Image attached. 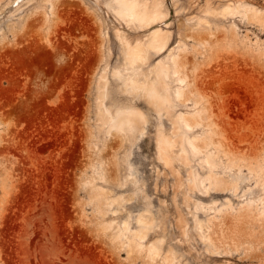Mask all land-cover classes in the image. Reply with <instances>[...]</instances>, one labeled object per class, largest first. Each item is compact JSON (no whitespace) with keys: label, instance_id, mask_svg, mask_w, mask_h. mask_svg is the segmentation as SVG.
<instances>
[{"label":"rangeland","instance_id":"1","mask_svg":"<svg viewBox=\"0 0 264 264\" xmlns=\"http://www.w3.org/2000/svg\"><path fill=\"white\" fill-rule=\"evenodd\" d=\"M110 3L0 0V264H264V0Z\"/></svg>","mask_w":264,"mask_h":264},{"label":"bare ground","instance_id":"2","mask_svg":"<svg viewBox=\"0 0 264 264\" xmlns=\"http://www.w3.org/2000/svg\"><path fill=\"white\" fill-rule=\"evenodd\" d=\"M110 4L113 9H115L117 12L124 14V15H131L134 17V0H110ZM115 3V4H114ZM146 9L148 6L145 7ZM230 11V6L227 4L223 10L224 13ZM156 8L153 9L150 13V17L155 18L156 16ZM144 18V17H143ZM154 35H157V31L154 32ZM132 53H134V50H131ZM161 85L166 86V81L163 79L160 81ZM147 91L151 98L153 99L155 106H156V111L160 112L161 110V104L165 100L168 99L167 95L161 94L155 84L151 82L149 85L146 86ZM182 87L178 86L175 88L174 92L176 93L177 96L181 94ZM180 117L183 119V123L186 128H192V123L190 122L189 118L184 114H180ZM146 122V118L144 114L137 109L134 110H123L121 107H116L114 110V113L111 115V125H115L118 128H120L122 125H139L143 124ZM206 125H202V128L204 129ZM202 136L198 135H193V136H188V141L193 147H198L200 151H204V143L200 144L199 139H201ZM196 140L198 142L196 143ZM159 145H160V152L163 154V156H166L167 154V148L170 145V137L166 135H162L159 139ZM206 161L209 162V157L208 155L205 158ZM208 177H211L210 183L214 184L216 187L218 186L221 189H236V181H228L227 179L223 178L221 175H215L213 172H209ZM226 201L228 204L231 203V200L229 197H226ZM252 199H248L244 205L249 206L250 203H252ZM138 222L146 223L147 220L140 214L137 218ZM144 235V230L142 227L135 228L134 229V249H138V247L141 245L140 242H136V238H141ZM148 254L151 258L155 257V254L157 253V249L154 244H151L148 247ZM169 255L165 254L164 257L165 259H168ZM168 257V258H167Z\"/></svg>","mask_w":264,"mask_h":264}]
</instances>
